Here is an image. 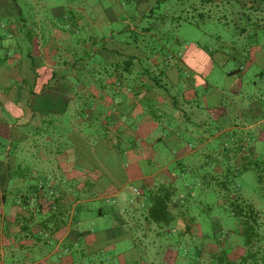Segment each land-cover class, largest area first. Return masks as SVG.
<instances>
[{
	"label": "rangeland",
	"instance_id": "374dc122",
	"mask_svg": "<svg viewBox=\"0 0 264 264\" xmlns=\"http://www.w3.org/2000/svg\"><path fill=\"white\" fill-rule=\"evenodd\" d=\"M42 1L39 11L46 16H52L54 7L66 8L76 0ZM89 1L90 3L99 2L109 7L116 3L122 9H128L132 6L135 13L137 9L144 10L147 5L149 7L154 2L153 0ZM191 1L196 4V9H194L195 6L190 9L188 7H178L177 0H166L164 4L161 3V9L169 10L170 17L179 15L181 20L178 22L173 21V23L166 20L161 28L162 33H164L162 42L154 46L163 48L160 53L166 54L165 57H167L165 61L167 79L170 82H175L174 86L171 83L173 87L171 89L170 86L169 92H178L180 102L183 101L185 105L183 109L192 114V116L190 114L187 116L185 127H194L193 133L195 135L193 137V135L185 133L184 136H181L184 139L182 143L190 145V148H196L204 137L209 138L210 142L205 147L215 150L219 161L222 159L221 156H225V153L236 146H241L243 153L251 163L257 161L258 169H248L237 179H229L227 189L215 186V181L211 179H205L202 183V179L187 178L185 183L178 188V193L175 196L176 210H173V206H171L176 219L167 225L151 222L148 227L146 225L147 221L144 219L146 205L142 209L136 205L139 204L141 199H139L140 195L135 196L132 192V187H134L130 183L132 179L116 191L109 190L101 196L88 192L87 182L91 183L94 180L96 172H90L86 180L83 177H77L85 174L84 171L80 173L81 171L77 169H84L82 164L84 158L80 154L77 161L75 158L70 164L75 166L71 170L74 178L70 183V191L73 194V202L79 200L80 205L88 204L89 210L86 213L83 211L84 220L78 229L80 231H90L91 237L89 240L91 244L89 242L87 247L85 244L86 238L82 237L75 246L68 245L71 247L68 252L60 249L58 253L50 254L49 246L42 241L46 254L34 256L38 264H50L51 262L59 264L61 261L58 256H72L73 264H77L75 260L78 258H82L83 264H213L211 263L212 256L215 252V244L218 241H222L220 244L223 243L224 248L229 251V258L237 259L243 252L240 238L237 236V232L241 228L227 203L228 199L236 197H240L254 206L259 214L258 222L264 228V182L259 184L255 174L256 172L264 176V10H260L258 15L255 12L253 14L250 12L251 21L255 22L258 17L260 26L256 28L255 33L253 27L250 26L247 35L240 37L239 29L243 22L238 16L241 11L249 13L247 2L233 0L203 4L201 3L203 0ZM261 8H264V4L261 5ZM85 13L90 15V9L86 10ZM246 17H248V14H246L243 21L248 23ZM66 21L65 19L53 17V22H56V25L60 27L65 26ZM75 21L73 20V22ZM86 22L84 20L82 26L80 24L75 25L78 28H76L77 33L72 34L74 39L82 38L86 40L91 36H95L85 34ZM112 23L111 21L101 27L100 30H97L100 38L111 37ZM117 26H121V21L117 23ZM66 28H69V26ZM68 30L71 32V28ZM69 32L57 31V46L59 47L57 51L58 58L56 59L57 67L61 66L62 61H68L70 65L74 63L73 51H77L74 50L76 47L69 48L64 43L67 40L71 41L72 36ZM82 47V54L89 58L90 68L98 66V62L103 60L101 52L97 50L101 48V42H90L88 48ZM235 48L245 55L235 51ZM250 48L255 50L253 52L254 59L251 61H249L250 57L247 52V49L249 51ZM70 69L71 66L68 70ZM235 70L236 72L232 75H228L229 72ZM70 74L68 77L72 80L73 77ZM98 77L97 75L96 78L98 79ZM100 80L98 79V81ZM87 84L88 93L96 95V101H89L90 106L86 116L91 115L88 118L89 123L94 116L95 122L91 125L92 128H96V126L103 124L98 117L99 113L113 112L114 106L113 103L109 104L112 99H110L111 93L108 88L98 89L95 87L94 82ZM51 91L56 94H52V98H49L47 93L43 94L41 101H39L40 106L46 110L48 106H55L58 110L57 116L61 119L66 116L68 118L67 124H71L74 130L80 131L83 127V131L89 135L93 130L85 129L86 126H83L80 121L81 118H84L83 112L77 113L78 119L74 118L72 114L66 115L64 113V107H66L69 100L68 95L61 86L58 85ZM101 93L103 99H101V95H98ZM146 97L152 98L155 97V94L150 93ZM158 100L160 105L159 96ZM103 102L108 105L102 107ZM73 103V108L79 107V103ZM90 110L91 113H89ZM70 129L72 130V128ZM63 130H65V136L70 133L66 127ZM139 133L142 135L147 133L148 138H153L160 131L156 130L151 133L148 129H143ZM58 136L62 143L61 146L56 147V155L61 157L64 156L62 152L66 147L63 145V137L59 134ZM197 136L199 138H196ZM93 138L95 137L91 135L85 138V141L94 148ZM82 147L86 146L82 145ZM161 147L165 149V145H161ZM243 153L239 150L235 151V154H238L239 157ZM98 154L100 152L98 153L94 149L92 155L95 160H97ZM229 156L232 157V154ZM201 159L204 160V157L201 156ZM221 164L224 165L222 161ZM57 165L59 166V164ZM219 165L216 166V169L222 168ZM65 166L68 165L65 164ZM157 167H159V164L145 162L136 167L131 178L142 176L151 170L155 171ZM56 169L60 172L59 167ZM207 171H210L209 168ZM189 176L190 174L186 173L185 177ZM8 182L11 183L10 180ZM49 182H52L53 186L51 187L54 190L57 187L68 185V182L64 181V178H59V176L55 180L50 179ZM152 182L151 180L147 184L152 186ZM28 183L32 187H47L43 180L37 181L34 178L29 179ZM178 183H183V181L179 180ZM8 188L10 189L11 185ZM109 196L115 199L113 200ZM28 198L30 197L28 196ZM9 199L8 197L6 201H13ZM99 208L103 210L101 215L97 213ZM114 212L123 216L129 229L122 226L121 232L117 233L114 225L117 224L118 218H116L117 215ZM185 223L192 227L191 233L186 234L184 232ZM44 232H32L31 230L28 235L45 238L48 235Z\"/></svg>",
	"mask_w": 264,
	"mask_h": 264
},
{
	"label": "crops",
	"instance_id": "0c3cea01",
	"mask_svg": "<svg viewBox=\"0 0 264 264\" xmlns=\"http://www.w3.org/2000/svg\"><path fill=\"white\" fill-rule=\"evenodd\" d=\"M42 3V0H0V264H38L34 256L46 254L42 241L45 245L47 244L49 246L50 254H56L60 249L68 252L71 248L68 245L72 244L75 246L82 237L86 238L85 244L87 247L89 246V242L91 244L89 240L91 237L90 231H80L78 229L84 220L83 211L86 213V211L89 210L88 204L80 205L81 202L79 200L73 202V194L70 191V183L74 178L71 174V170L72 167L75 166L70 165L75 159L74 150L68 141L64 140L63 145L66 147L64 152H62L64 156L59 157L56 155V147L61 146L60 144L62 143L56 129L58 125V110L55 106H48L46 110L40 106L39 102L43 94L47 93L49 98H52L51 95L56 93L54 91L50 92V90H45L40 94L32 95L31 108L26 109V98L22 95L20 96L18 92L21 91L23 94L25 80L32 84L34 82L40 84L42 80H45L46 77L49 76L51 68H57L56 59L58 58L57 51L59 48L57 46L58 30L69 32L68 29L71 28V32L69 33L72 36V34L77 31L76 28H78L75 25L80 24V26H82L83 21H87L84 32L87 36L95 35L94 37L91 36L89 39H86V41L82 38L74 39V36H72V38L69 37L71 41L67 40L64 42L65 46L69 48L74 46L80 52L83 50H81V48H83L82 46L88 48L90 42H93L94 38H96L97 41L105 38H100L98 35L99 32H97V30H100L105 24L112 21L111 35L120 38V36L123 35L120 32H126L127 28L133 29L137 19L139 17H144L138 10H136L135 13L132 6L128 7V9H130L128 10L122 9L121 6L116 3H114L112 7H109L99 2L90 3L89 0H76L72 5L66 8L54 7L52 9V16H46L39 11V6L42 5ZM186 5L187 6L183 5V8L188 7L190 9L193 6H195L194 9L197 8L196 4L191 0H187ZM89 9L91 14L87 15L85 11ZM259 12L260 11L257 10L255 13L258 15ZM246 14L249 16V18L246 17L248 23L243 21V17L245 18ZM167 16L166 20L170 21L169 14H167ZM53 17L67 20L65 22L67 26H65H69V28L57 26L56 22H53ZM238 17H240L243 22V25L239 29L240 37L247 35L250 26L253 27L254 33L256 28L260 26L258 17L255 22L251 20L249 22L251 18L250 12L246 13L245 11H241ZM73 20L76 21L73 22ZM119 21H121L120 27L117 26ZM164 24L165 22L162 23L161 27H163ZM235 49V51L240 54H244L237 48ZM247 52L250 57L249 61L253 60V52H255V50L250 48L249 51L247 49ZM29 55L35 63H33L32 66L29 62ZM119 75L120 70L117 72L113 71L112 76L103 75L101 81L103 83L113 82L116 80L115 77ZM125 76L126 74L124 73L122 76L124 77L123 82L124 80L126 81ZM75 77L83 83L95 81L94 77L85 71H81L80 75L76 74ZM38 87L39 85L37 88ZM119 89L121 91L123 87L121 88V86H119L118 90ZM126 93L128 95H125ZM150 93H154L155 97H146ZM173 93L174 92L171 94ZM98 95H101V99H103L102 93ZM167 95L168 97L164 99L152 90L149 92L144 91L140 95L141 99L152 103L154 102L155 106L158 108L157 110H159L160 118L158 121L152 118L149 113L145 112L143 106L138 104L136 108L129 113V117H117V121L114 122V125L108 128L113 132L115 131L114 128L121 124L125 131H127L128 134L134 135L136 139L137 147L129 153L131 161H129L128 167L129 173L131 174L128 182H130L131 179L132 182L139 180L146 188H155L159 183L164 182V180H169L174 184L176 190L172 204L170 205V209L173 212L176 208L174 199L178 193V188L185 183L187 178L202 179V183H204L205 179L210 180L209 173L203 166L216 156V151L205 147L210 142L209 138L206 137L200 141L196 148H190V145L184 142L182 143L184 139H182L181 136H184L185 133L193 135V137L195 135L193 133L194 127H185L187 125V116L190 113L183 109L185 108L184 102H180L178 97V99H176L177 107H174L173 98L170 97L171 95H169V93H167ZM119 96L123 98L124 96L131 97L132 95L130 92L123 90V93H120ZM158 96L161 101L160 105ZM68 100L66 107H64V113L66 115L72 114L74 118L78 119L76 114L81 108H73V102L77 103V101L71 102L69 97ZM109 104H111V102ZM114 104L115 101H113V106ZM107 105L108 104L104 102L102 103V107ZM84 112L86 115L88 113V108H86ZM113 114L118 115V111L115 107ZM51 115L53 124L50 122L45 123V120H51ZM104 115L105 112H101L98 117L102 123L106 125V122L102 120ZM88 116L91 115L89 114ZM190 116H192V114H190ZM84 119L85 117L80 119L83 126L88 124L91 130L95 129L92 128L91 125L95 122L94 116L93 121L91 120L90 123L88 122V117L86 121ZM66 125L74 130L71 124L68 123ZM96 127L98 128L99 125ZM82 128L80 129L81 132L79 130L75 131L83 137H90L92 135L93 131L89 133V136ZM143 129H148L151 133L159 130L160 133L153 138H148L147 133L143 135L139 133ZM172 133L176 134L179 138L178 145L169 150L163 149L161 145L157 143V139ZM97 136H99V133L95 134V137ZM172 136L174 138V135ZM196 138H199V136ZM201 156L204 157V160L201 159ZM145 162L148 164L154 162L159 164V167H157L155 171L151 170L146 172L144 174L145 176L142 175L131 178L136 167ZM57 164H59V166ZM65 164L68 166H65ZM58 167L60 168V172L56 169ZM77 169L81 171L80 173L83 171V173H85L77 177H83V179L86 180L90 172L86 169ZM186 173H189L190 176L185 177ZM57 176H59V178H64V181H67L68 185L57 187L54 190L51 187L53 184L49 182V180H55ZM77 177H75V179L79 180ZM94 177H96V175ZM32 178L37 179V181L43 180V182L47 184V187L42 188L40 191L32 187L30 183H28L29 179ZM8 180H10L11 183H9ZM151 180L153 181V185L149 186L147 183L151 182ZM179 180L183 181V183H178ZM10 185L11 188L9 189L8 187ZM28 196L30 198H28ZM8 197L13 201L7 202L6 200ZM110 198L113 199V197ZM145 203V200L141 199L139 204L136 205H143L144 207ZM171 206H173V210ZM53 208L54 210H52ZM100 211L103 212L102 209H100ZM114 213L117 215L116 218H118L114 228L115 230L117 229V233H119L121 229L125 227L128 228L127 221L117 212ZM73 219H75V221H73ZM121 219L123 221L120 222ZM31 230L32 232L38 231L39 233L45 231L44 233L48 236L41 238L39 236L28 235ZM93 239H95V237H93ZM58 259L61 261L59 264L74 263L72 256H58ZM75 261H77V264H83L82 258H78ZM50 264L57 263L51 262Z\"/></svg>",
	"mask_w": 264,
	"mask_h": 264
},
{
	"label": "trees",
	"instance_id": "16d2710c",
	"mask_svg": "<svg viewBox=\"0 0 264 264\" xmlns=\"http://www.w3.org/2000/svg\"><path fill=\"white\" fill-rule=\"evenodd\" d=\"M153 1L154 2L149 7L147 5L144 10L137 9L142 15H144V17H139L137 19V22L134 23L133 29L127 28L126 32H120L123 34L120 38L111 35L110 38L105 37L104 39L98 40L101 42V48L96 49L101 52L103 58L102 61L98 62V66L90 68L89 58L82 54L83 51L79 52L76 48L74 50L77 51H73V64L70 65L68 61H62L60 67L50 69L49 76L46 77L45 80H42L40 84H37V82L32 84L25 80L23 94L21 91L18 92L20 96L22 95L26 98L25 105L27 109L31 108L32 95L40 94L45 90H52L59 85L68 95L71 102L77 101V103H79L78 105L81 109L78 113L83 112L85 117L84 120L86 121L87 117L89 118L91 116H86L84 111L90 106L89 101L94 102L96 99L94 95L88 93V84L81 82L75 77V75H80L81 71H85L94 77V85L96 88H102L103 90L108 88L111 93V104L115 101L114 107L117 109L118 115L113 114V112H106L102 117V120L106 122V125H99L98 128L96 127L93 129V132L91 131L92 136L94 137L96 133H99V136L93 138V141L95 142L94 148L86 143L85 138L88 137L84 138L75 130H71L70 126L66 125L68 122L66 116L63 119L57 116V132L63 137V140H67L73 148L76 158L75 160L77 161L79 158L78 156L82 154L84 158V163H82L84 169L92 173L96 172V177L91 183L87 182V186L89 192L97 196L105 194L109 189L116 191L120 186L129 183L130 173L128 165L129 161H131L129 153L137 147L134 135L128 134L121 124L120 126L115 127V131L113 132L109 130L110 128L108 127L114 125V122L117 121V117H129V113H131L138 104L143 106L144 111L158 121L160 118L159 110H157L158 108L155 106L154 102L152 103L141 99L140 95L144 91H155L164 99L168 97L167 93H169V95H171L170 97L173 98L174 107H177L176 98L178 97V92H174L173 94L169 92L171 83L174 86L175 82H170L167 79V70L165 67V61L167 59V57H165L166 54L160 53L163 51V48H156L157 46L154 47L162 42L164 33H162L161 26L162 23L166 21L169 10L161 9V3L164 4V1L166 0ZM186 1L187 0H177V6H187ZM214 1L230 2L233 0H203L201 3L204 4ZM236 1L247 2L249 4L247 8L249 12L252 13L257 10H264V8H261V5L264 4V0ZM251 19L252 18H250L249 21ZM179 20H181L180 16L173 15L170 17L171 23H173V21L178 22ZM93 42L96 43L97 39L94 38ZM29 62L31 66L34 63L30 55ZM70 66L71 69L68 70ZM118 70H120V75L115 77V81L107 83L101 81L103 75L112 76L113 71L117 72ZM234 72H236V70L229 72L228 75H232ZM96 73L99 76L98 79H101L100 81L96 78ZM124 73L126 74V81L124 80L123 82L124 77L122 76ZM69 74L73 77L72 80L69 79ZM38 85L39 87L37 88ZM119 86H121V88L123 87L121 91L120 89L118 90ZM173 86H171V89ZM123 90L130 92L132 96H124L123 98H120L119 95L120 93H123ZM125 95L128 94L126 93ZM89 113H91V110ZM76 117H78V114H76ZM49 122L53 124L52 115L51 120H45V123ZM65 127L70 131L66 136L65 130H63ZM85 129H90V126L87 124ZM169 135V137H167V135L157 139V143L165 145V149L167 150L176 147L179 143V138L176 134L172 133ZM172 135H174V138ZM82 145L86 147H82ZM94 149L95 151H98V153L100 152L97 160H95L92 155ZM236 150L243 153L241 146H236L231 151L225 153V156H221L222 159L220 161L217 156H215L209 163L203 166L206 171L209 168L210 171H207L208 173L213 174H209V176L211 180L215 181V186L227 189V182H229V179H237L248 169H258L259 165L257 161L251 163L250 160L247 159L248 157L245 153L239 157L238 154H235ZM231 154L232 157L229 156ZM221 161L224 165L221 164ZM218 165L222 166V168L216 169V166ZM255 174L257 182L263 184L264 176L256 172ZM130 183L140 190L141 193L139 199H144L146 202L144 219L147 221L146 225H148V227L151 222L164 223L167 225L176 219V215L170 209L176 188L169 180H164V182L159 183L155 188H146V186H144L139 180ZM35 188L39 191L42 189L36 186ZM227 203L228 208L232 215L236 217L238 225L241 228V230L237 232V236L240 238L243 252L237 259L229 258V251L224 248L223 243L220 244L222 241H218L215 244V252L213 253L211 263L264 264V228H262L261 224L258 222L259 214L257 210L251 203L245 202L240 197L233 199L230 198L227 200ZM138 206L140 209L143 207V205ZM97 213L98 215H101L102 212L100 211V208L97 210ZM73 221H75V219H73ZM121 221L123 220L121 219L120 222ZM184 232L186 234L192 232V227L187 223L184 225Z\"/></svg>",
	"mask_w": 264,
	"mask_h": 264
},
{
	"label": "built area",
	"instance_id": "2783aa9c",
	"mask_svg": "<svg viewBox=\"0 0 264 264\" xmlns=\"http://www.w3.org/2000/svg\"><path fill=\"white\" fill-rule=\"evenodd\" d=\"M132 192L135 196H139L140 195V190L136 187H132Z\"/></svg>",
	"mask_w": 264,
	"mask_h": 264
}]
</instances>
